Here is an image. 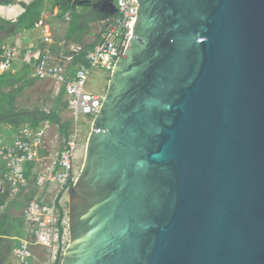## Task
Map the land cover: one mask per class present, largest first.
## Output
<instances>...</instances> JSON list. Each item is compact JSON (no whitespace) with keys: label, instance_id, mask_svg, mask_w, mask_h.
I'll return each mask as SVG.
<instances>
[{"label":"water","instance_id":"water-1","mask_svg":"<svg viewBox=\"0 0 264 264\" xmlns=\"http://www.w3.org/2000/svg\"><path fill=\"white\" fill-rule=\"evenodd\" d=\"M137 3L60 264H264V0Z\"/></svg>","mask_w":264,"mask_h":264},{"label":"built area","instance_id":"built-area-1","mask_svg":"<svg viewBox=\"0 0 264 264\" xmlns=\"http://www.w3.org/2000/svg\"><path fill=\"white\" fill-rule=\"evenodd\" d=\"M114 4L118 9L117 16L99 21L102 38L92 50L85 51L81 44H73L70 52L59 57L57 62L52 53L44 51L33 66L34 78L51 79L58 91L64 89L75 122L68 137L51 146L48 126L33 127L29 124L13 129L12 139L0 133V187H5V182L9 183L12 195L34 191L23 211L26 236L19 238L10 264H34L38 258L35 245L52 251L68 237L69 219L65 202L78 177L75 163L83 146L80 116L94 119L104 98L88 91L87 84L95 69H113L127 47L138 13L137 0H115ZM83 52L85 61L70 77L68 65ZM18 53L15 47L5 49L0 55V74L12 70ZM52 256L53 252L48 260H42V264H54Z\"/></svg>","mask_w":264,"mask_h":264},{"label":"crops","instance_id":"crops-1","mask_svg":"<svg viewBox=\"0 0 264 264\" xmlns=\"http://www.w3.org/2000/svg\"><path fill=\"white\" fill-rule=\"evenodd\" d=\"M34 1L36 0H11L8 3L0 2V55L4 53L6 48L9 49V48L15 47L18 50L19 52L18 57L12 66L13 72H16V73L22 72L24 70L25 64H30L33 67L34 64L38 62L41 54L44 51H49L50 53H52L55 56V60L57 62L59 61V57H62L63 54H68L70 52L71 46L73 44H81L84 47L85 51H89V50H92L101 41V38H102L101 30L102 29H101V25L99 21L98 22L93 21V22L88 23L87 25L84 24V21L86 20V18L91 16V15L86 16L85 14L86 11L84 10V7L86 8L87 7L94 8V7L76 4L77 5L76 11L77 13L84 14V20L81 24H78L79 25L77 26L78 28L77 29L75 28L73 33H70L69 23L72 22L73 17L70 12H67L64 15L61 14V4L55 5L54 0H43L42 17L39 21H37L34 28L22 29V30L19 29V26L17 24L19 22V19L25 12L26 6L33 3ZM50 1H52L51 5L49 4ZM72 5H75V4H72ZM106 6H109V5H107L106 0H104L102 2V6L100 9L104 10ZM97 10L99 11V8ZM51 17H52V20H51ZM93 23H96L98 27L97 34H94L91 28V25ZM81 63H83V61L75 62L74 60L68 65V70H69L68 74L70 77L74 76L77 66ZM32 72H33V69H32ZM30 76H32V73ZM56 89L59 95L63 94L64 96H66L65 92L62 93L64 89L58 91L57 86H56ZM66 99H67L66 104L68 106V98ZM3 125H4V128L8 129V131L11 132V135H8V133L4 131V129H1V128H0V133H2L6 138L12 139L14 128L6 124H3ZM40 126H44V125H40ZM49 137H50L49 139L50 145L55 146L53 145L54 140L51 138L50 134H49ZM64 138L66 137L63 136V139ZM56 140L57 142L58 140H60L59 135L56 136ZM1 166H2V163H0V167ZM4 190H6L5 187H3L2 190H0V192H3ZM19 195L20 194L12 195L10 192L8 200H13ZM27 202L28 201H26V204ZM25 206L21 210L22 218H23V211L25 209ZM2 210H3V207H2ZM25 229H26V226H25V221L23 219V236L22 237L26 236ZM16 237L18 238L20 236H16ZM16 237H13V238H16ZM14 249L8 258H5L2 260L3 261L2 264H10V262L13 261Z\"/></svg>","mask_w":264,"mask_h":264},{"label":"trees","instance_id":"trees-1","mask_svg":"<svg viewBox=\"0 0 264 264\" xmlns=\"http://www.w3.org/2000/svg\"><path fill=\"white\" fill-rule=\"evenodd\" d=\"M11 0H0L1 3H8ZM104 1V0H103ZM102 1V2H103ZM115 1V0H113ZM43 0H36L33 3L26 6V10L19 19L17 23L19 29H32L35 27L37 21L42 17V6ZM54 4H61V14L70 12L72 17L73 13L80 16L81 21L75 26L72 25L69 28L70 33L74 32V29L78 28V24H81L84 20L83 13H77V5H72L66 0H54ZM88 6V5H85ZM113 8L111 6H106L105 9H99L98 15L90 16L86 18L84 24H88L93 21H100L103 19L110 18L112 16H117V13H113ZM73 21V18H72ZM81 26V25H80ZM81 28V27H80ZM85 61V53L76 57L75 62ZM33 67L30 64H25L24 70L22 72L16 73L11 69L0 74V125L6 124L14 129H18L24 124H29L33 127H38L42 125L43 120H48L59 126V131L62 136L68 137L70 126L72 121L62 122L61 117L57 111L44 112L40 110L32 111H20L16 108L15 99L18 93H20L26 86L30 85L35 79L31 75ZM64 90L62 91V93ZM61 95V94H60ZM59 95V96H60ZM32 195L26 194L23 191L19 196L13 200H8L9 195L7 189L0 192V264L3 263V259L8 258L12 253L13 249L19 244V238L23 236L22 233V223L23 218L20 211V206H16L15 202H22L23 207L26 201L31 198ZM28 199V200H27ZM3 207V210H2ZM63 211V210H62ZM63 215V212H62ZM19 222L20 227V237L11 236L12 224L14 222ZM16 237V238H13ZM63 254L58 257L57 263L60 264L62 261Z\"/></svg>","mask_w":264,"mask_h":264},{"label":"rangeland","instance_id":"rangeland-1","mask_svg":"<svg viewBox=\"0 0 264 264\" xmlns=\"http://www.w3.org/2000/svg\"><path fill=\"white\" fill-rule=\"evenodd\" d=\"M95 1V0H94ZM49 4H52V1L49 2ZM50 9V8H49ZM48 9V11H49ZM58 9V8H57ZM56 10V8H55ZM84 10L86 11V16H96L98 15V10L95 8L90 7H84ZM73 21L69 23L71 26L73 23V26H75L77 23L81 21L80 16H77L76 13H73ZM64 15V14H63ZM54 18V17H53ZM50 20V19H49ZM52 20V17H51ZM97 23V22H96ZM96 23H93L91 25V28L93 30L94 34L98 33V27ZM62 29V28H61ZM88 35V34H87ZM112 74V70L105 69V68H97L93 71V73L90 76L89 82L87 84V90L90 92H93L98 95L104 96L106 94L109 80ZM67 97L61 94L57 93L56 89V83L55 81L51 79H35L30 85L26 86L15 99V105L16 108L20 111H44V112H51V111H57L59 113V116L61 117V120L63 123L67 121H72V124L70 126V130L74 129V116L71 112V110L68 108L66 104ZM80 129L82 130V143L83 146L80 149L79 157L75 163V174L79 176L83 164H84V158H85V150L87 146V141L89 139L90 132L92 130V123L93 119L89 116L82 115L80 116ZM42 125L48 126V130L50 132L51 138L54 140V144L56 145L58 142L56 140V136L59 135L60 142L63 140V136L61 135L59 131V126L57 124H54L48 120H43ZM1 129H4L8 133V135H11V132L8 131V129L4 128V125H0ZM50 139V137H49ZM5 188L8 190V195L11 192V186L9 183L5 182L4 184ZM26 194L34 195V191H26ZM16 206H20V211L23 208L22 202H15ZM67 212L69 211V199L65 202ZM19 222H14L12 224V233L11 236L20 235V227L18 225ZM23 224V223H22ZM22 233H23V225H22ZM69 243V234L68 237H66L60 244H57L52 251L48 250L42 245H35L34 250L35 254L38 257L34 264H42V260H48V257L53 252L52 256V262L57 263L56 259L62 255L68 246ZM57 252V257H56ZM51 263V261H50Z\"/></svg>","mask_w":264,"mask_h":264},{"label":"flooded vegetation","instance_id":"flooded-vegetation-1","mask_svg":"<svg viewBox=\"0 0 264 264\" xmlns=\"http://www.w3.org/2000/svg\"><path fill=\"white\" fill-rule=\"evenodd\" d=\"M68 1V0H67ZM80 0H77V3H75V5L76 4H78V2H79ZM71 4H73V3H71ZM84 5H88V6H91V7H94V8H101V6H102V0H91V4H84Z\"/></svg>","mask_w":264,"mask_h":264}]
</instances>
